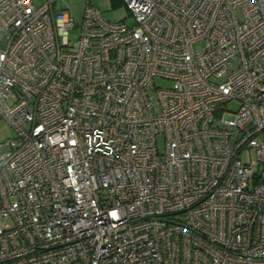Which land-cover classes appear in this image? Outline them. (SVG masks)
I'll return each mask as SVG.
<instances>
[{"label": "built area", "instance_id": "built-area-1", "mask_svg": "<svg viewBox=\"0 0 264 264\" xmlns=\"http://www.w3.org/2000/svg\"><path fill=\"white\" fill-rule=\"evenodd\" d=\"M120 1L0 0V264H264V0Z\"/></svg>", "mask_w": 264, "mask_h": 264}, {"label": "rangeland", "instance_id": "rangeland-1", "mask_svg": "<svg viewBox=\"0 0 264 264\" xmlns=\"http://www.w3.org/2000/svg\"><path fill=\"white\" fill-rule=\"evenodd\" d=\"M36 6L43 3L44 0H31ZM86 6L99 9L103 17L108 20L114 21L124 19L126 22L131 23L132 18L124 4L120 1L114 2V0H55L54 7L57 10H63L67 12L75 21L79 23L82 19ZM75 32L71 33L73 36ZM156 82L162 83L157 80ZM164 84V83H163ZM236 102L228 104L227 108H235ZM16 132L12 126L5 120L0 119V143L5 142L9 138H13ZM159 148L163 149L162 143L159 140Z\"/></svg>", "mask_w": 264, "mask_h": 264}, {"label": "trees", "instance_id": "trees-1", "mask_svg": "<svg viewBox=\"0 0 264 264\" xmlns=\"http://www.w3.org/2000/svg\"><path fill=\"white\" fill-rule=\"evenodd\" d=\"M116 1H117V2L119 1V2H120V0H114V2H116Z\"/></svg>", "mask_w": 264, "mask_h": 264}]
</instances>
